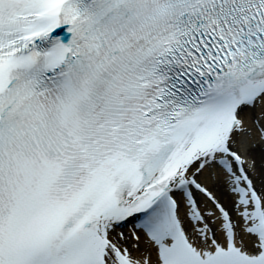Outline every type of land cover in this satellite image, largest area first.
I'll list each match as a JSON object with an SVG mask.
<instances>
[{
  "label": "snow or ice",
  "instance_id": "snow-or-ice-1",
  "mask_svg": "<svg viewBox=\"0 0 264 264\" xmlns=\"http://www.w3.org/2000/svg\"><path fill=\"white\" fill-rule=\"evenodd\" d=\"M0 264H264V0H0Z\"/></svg>",
  "mask_w": 264,
  "mask_h": 264
}]
</instances>
